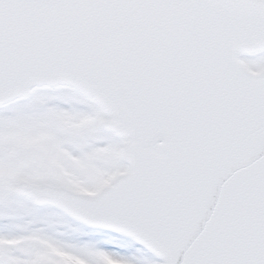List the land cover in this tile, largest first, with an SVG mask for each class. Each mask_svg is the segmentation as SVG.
I'll use <instances>...</instances> for the list:
<instances>
[{
	"label": "snow or ice",
	"instance_id": "obj_1",
	"mask_svg": "<svg viewBox=\"0 0 264 264\" xmlns=\"http://www.w3.org/2000/svg\"><path fill=\"white\" fill-rule=\"evenodd\" d=\"M264 264V0H0V264Z\"/></svg>",
	"mask_w": 264,
	"mask_h": 264
},
{
	"label": "rangeland",
	"instance_id": "obj_2",
	"mask_svg": "<svg viewBox=\"0 0 264 264\" xmlns=\"http://www.w3.org/2000/svg\"><path fill=\"white\" fill-rule=\"evenodd\" d=\"M105 264H121V262L113 260L110 257H104Z\"/></svg>",
	"mask_w": 264,
	"mask_h": 264
}]
</instances>
